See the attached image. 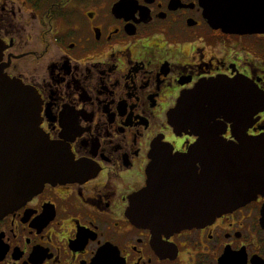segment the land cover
Returning <instances> with one entry per match:
<instances>
[{
    "label": "flooded vegetation",
    "instance_id": "obj_1",
    "mask_svg": "<svg viewBox=\"0 0 264 264\" xmlns=\"http://www.w3.org/2000/svg\"><path fill=\"white\" fill-rule=\"evenodd\" d=\"M219 11L216 0H0V67L36 90L61 164L0 218V264H264V183L202 226L146 224L135 201L152 180L156 197L181 186L171 161L200 136L178 134L169 113L199 85L239 86L216 111L215 147L264 135V30H233Z\"/></svg>",
    "mask_w": 264,
    "mask_h": 264
},
{
    "label": "water",
    "instance_id": "obj_2",
    "mask_svg": "<svg viewBox=\"0 0 264 264\" xmlns=\"http://www.w3.org/2000/svg\"><path fill=\"white\" fill-rule=\"evenodd\" d=\"M216 2L223 15L221 22L227 27L246 32L264 30V9L256 0ZM238 92V85L201 84L169 113V122L178 134L191 131L200 138L187 155L171 161V166L177 163L182 169L168 182L181 186L156 197V182L152 180L137 196L135 201L145 204L148 211L139 214L141 222H168L177 228L206 225L252 200L261 190L264 135H242L236 146L215 147L219 143L216 111ZM255 97L253 92V100ZM40 109L36 90L11 79L0 67V218L35 195L45 183L59 178L61 164L53 155L56 148L39 127ZM198 161L204 168L202 176L197 173ZM159 206L167 211L155 212Z\"/></svg>",
    "mask_w": 264,
    "mask_h": 264
}]
</instances>
